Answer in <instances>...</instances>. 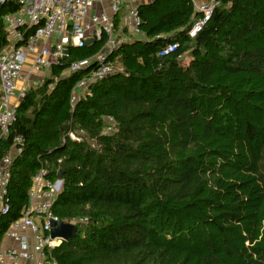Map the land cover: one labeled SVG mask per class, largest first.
<instances>
[{
	"label": "trees",
	"instance_id": "16d2710c",
	"mask_svg": "<svg viewBox=\"0 0 264 264\" xmlns=\"http://www.w3.org/2000/svg\"><path fill=\"white\" fill-rule=\"evenodd\" d=\"M19 10L0 6V54L4 17ZM137 14L144 37L113 50L116 72L70 103L94 65L65 71L99 54L102 35L66 48L17 105L0 140V157L22 141L0 234L23 216L44 168L51 183L61 171L52 214L86 219L47 250L54 264H264V0H217L194 38L190 0H149ZM80 132L79 142L68 136Z\"/></svg>",
	"mask_w": 264,
	"mask_h": 264
},
{
	"label": "built area",
	"instance_id": "2783aa9c",
	"mask_svg": "<svg viewBox=\"0 0 264 264\" xmlns=\"http://www.w3.org/2000/svg\"><path fill=\"white\" fill-rule=\"evenodd\" d=\"M17 2L20 10L4 17L8 31L9 45L0 54V140L8 133L15 120L16 107L29 83L39 85L54 65L61 63L68 47L85 46L88 39L97 41L104 35L107 40L103 50L95 57L72 64L65 72L84 70L90 64L94 68L80 79L70 95L75 103L79 93L98 80L112 75L117 70L109 55L120 42L114 28L113 16L125 3L123 0H105L108 11L90 13L100 0H0ZM149 0H126L129 5L126 14V29L130 35L144 37L139 29L140 20L137 5ZM197 16L187 29V36L194 38L211 18L217 0H190ZM116 37V38H115ZM175 44L168 45L159 56L175 51ZM33 80V81H32ZM34 87V86H33ZM104 134L112 131L114 121L105 118ZM84 132L69 133L71 140L81 141ZM21 139L16 138L9 150L0 157V218L9 210L7 185L12 163L21 154ZM47 170L41 168L32 178L28 191V205L23 216L13 221L0 234V240L7 238L16 243L14 248L0 249V264H54L47 258V250L60 243L50 239L51 222H61L51 212L52 201L58 192L57 182L45 178ZM86 219L65 221L77 225Z\"/></svg>",
	"mask_w": 264,
	"mask_h": 264
},
{
	"label": "crops",
	"instance_id": "0c3cea01",
	"mask_svg": "<svg viewBox=\"0 0 264 264\" xmlns=\"http://www.w3.org/2000/svg\"><path fill=\"white\" fill-rule=\"evenodd\" d=\"M123 1L125 3L123 4V6L119 10V14H118L119 25H118L116 31L118 30V32H120V34L124 38L122 41H128L130 39L131 40H135V39L136 40H142L143 37L130 35L128 30L126 29V14H127V10L129 8V5L126 2V0H123ZM98 11H105V12L108 11V4L105 2V0L98 1V3L95 4V6L90 10V13L92 14V13H96ZM14 247H16V243L13 240H10L7 238H2L0 240V249L1 248H14Z\"/></svg>",
	"mask_w": 264,
	"mask_h": 264
},
{
	"label": "water",
	"instance_id": "95a60500",
	"mask_svg": "<svg viewBox=\"0 0 264 264\" xmlns=\"http://www.w3.org/2000/svg\"><path fill=\"white\" fill-rule=\"evenodd\" d=\"M2 5V1H0V6ZM92 39H88L85 42V46H88L90 43H92ZM59 180L57 182V188H60L61 181V171L58 172ZM53 202V201H52ZM77 234V226L70 223H64V222H51V228L49 231V237L50 239H58L60 242L62 241H68L69 239L73 238Z\"/></svg>",
	"mask_w": 264,
	"mask_h": 264
},
{
	"label": "rangeland",
	"instance_id": "374dc122",
	"mask_svg": "<svg viewBox=\"0 0 264 264\" xmlns=\"http://www.w3.org/2000/svg\"><path fill=\"white\" fill-rule=\"evenodd\" d=\"M117 39L119 40V42H121L124 38L122 37V35L120 34V32H118V30H117ZM116 38V37H115ZM183 59V61L184 62H186V58L184 57V58H182ZM114 65V64H113ZM119 65L118 64H115L114 65V68L117 70ZM47 77H49V73H47L45 76H44V78H47ZM33 81V80H32ZM33 84H35V83H29V88L30 87H33V86H35V85H33Z\"/></svg>",
	"mask_w": 264,
	"mask_h": 264
}]
</instances>
